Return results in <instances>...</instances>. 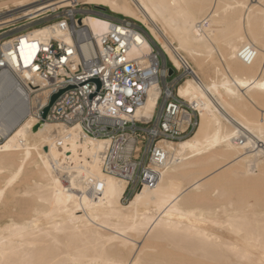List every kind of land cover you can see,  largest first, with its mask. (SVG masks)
<instances>
[{"label":"bare ground","instance_id":"6f19581e","mask_svg":"<svg viewBox=\"0 0 264 264\" xmlns=\"http://www.w3.org/2000/svg\"><path fill=\"white\" fill-rule=\"evenodd\" d=\"M80 2L139 20L187 69L177 94L198 112V128L161 141L169 160L157 183L124 202L128 182L105 170L112 141L36 116L50 94L31 95L37 74L1 73L0 264H264V0H0V28L70 6L73 18ZM82 10L68 27L49 22L26 36L73 45L78 33L88 56L113 25ZM153 48L137 34L127 57L158 64ZM145 90L141 120L164 87L155 79Z\"/></svg>","mask_w":264,"mask_h":264},{"label":"built area","instance_id":"2783aa9c","mask_svg":"<svg viewBox=\"0 0 264 264\" xmlns=\"http://www.w3.org/2000/svg\"><path fill=\"white\" fill-rule=\"evenodd\" d=\"M60 9L52 12L47 23L59 22L62 27H68L73 18ZM90 10L94 15L107 17L113 26L102 38L101 46L95 40L96 47L88 56L82 52L83 36L78 33L73 45L27 37V28L37 26L43 19L39 16L31 19L30 24L26 22L0 34V74L32 71L41 80L29 81L32 96L46 88L50 90V102L52 95L62 91L50 106L47 119L82 124L89 135L112 141L105 170L128 182L123 196L127 202L142 187L157 183L158 169L169 160L167 151L159 143L178 142L192 136L198 128L199 114L177 94L187 69L175 67L154 41L149 40L154 47L153 54L158 53V64L155 56L146 68L127 57L136 35L146 36L143 24ZM5 77L7 88L15 91L9 82L11 78ZM155 79L164 87L160 104L149 120L138 119L134 114L145 99V86ZM43 109L39 108L36 116L41 117ZM6 117L10 121L16 119L15 104ZM130 138H134L133 146L128 143Z\"/></svg>","mask_w":264,"mask_h":264},{"label":"rangeland","instance_id":"374dc122","mask_svg":"<svg viewBox=\"0 0 264 264\" xmlns=\"http://www.w3.org/2000/svg\"><path fill=\"white\" fill-rule=\"evenodd\" d=\"M8 4H10L9 6H10V8H14L12 5H11V2L10 1H8ZM96 6L97 5H93V4H82L81 2L80 3H77L76 5H75V7L77 8V9H79L78 11H76L75 12V14H74V16H73V20H76V19H80L83 15H84V12H83V10L82 9H93V10H96ZM105 7V6H104ZM69 8H71V6L70 7H64V8H61L60 10L62 11V12H67V9H69ZM106 8V10H104V12H102V13H104V14H109V15H111V16H113V17H116V18H119V19H122V18H125V19H127V20H129L130 22H132V23H136V24H139V20H136V19H133V18H130V17H127V16H125V15H123V14H121V13H117V12H113L112 10H110L108 7H105ZM1 11H3V12H1V13H4L5 11H7L6 10V8L5 9H2ZM87 11V10H86ZM96 11H98V10H96ZM52 12L53 11H50V12H46V13H44L43 15H41V17L40 18H43V19H41V20H39L40 22H37L36 23V25H43V24H46L49 20V18L50 17H52ZM98 12H101V11H98ZM38 18V17H37ZM26 22H28V23H30V20H28V21H20V22H18L17 24L16 23H14V24H10V25H6V27L5 26H3V28H0V34H2L4 31H6L7 29H9V28H14V27H16V26H20V25H22V24H24V23H26ZM141 23V22H140ZM142 24V23H141ZM145 27V26H144ZM146 28V27H145ZM145 31H147L146 32V36H147V38H148V40H151V41H154L153 43L155 44V46H158V48H159V43L157 42V40L151 35V33L149 32V30L146 28V30ZM161 47V46H160ZM163 50V49H162ZM170 60V59H169ZM0 141H2V140H0Z\"/></svg>","mask_w":264,"mask_h":264},{"label":"water","instance_id":"95a60500","mask_svg":"<svg viewBox=\"0 0 264 264\" xmlns=\"http://www.w3.org/2000/svg\"><path fill=\"white\" fill-rule=\"evenodd\" d=\"M96 10L101 11V12H104V10H106V8L103 7V6H96ZM60 93H62V91H60V92H58V93L52 95V97L50 98V102H49V104H48V105L44 108V110H43V118L46 117L47 112H48L50 106L54 103V101H55L56 98L60 95Z\"/></svg>","mask_w":264,"mask_h":264}]
</instances>
